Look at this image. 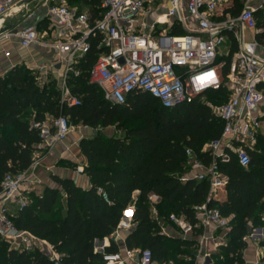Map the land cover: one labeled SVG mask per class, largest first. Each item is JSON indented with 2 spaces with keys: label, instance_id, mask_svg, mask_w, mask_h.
<instances>
[{
  "label": "trees",
  "instance_id": "1",
  "mask_svg": "<svg viewBox=\"0 0 264 264\" xmlns=\"http://www.w3.org/2000/svg\"><path fill=\"white\" fill-rule=\"evenodd\" d=\"M66 1L70 6H88L91 21L102 13L99 0ZM229 1L232 4L229 12L238 14L241 0ZM253 16L258 30L255 39L263 46L264 2ZM44 25L42 20L37 29L42 31ZM171 34L185 33L175 28ZM100 40L97 35L91 39L88 52L67 78L71 94L80 99L79 106L63 103L55 80L42 84L40 74L26 67L15 66L0 76V185L5 175H17L32 164L33 152L40 144L32 122L64 116L71 127L115 130L112 137L97 132L79 143L83 174L90 182L88 190L54 177L58 188H45L40 196L27 195L26 206L11 216L14 227L46 241L61 255L63 264H103L102 255L94 251V242L112 235L122 213L132 204V194L138 192L132 216L134 228L125 238L126 250H150L152 262L159 264L168 262L172 243L181 250L192 245L194 251L195 242L164 235L160 221L174 214L194 224V209L207 204L230 219L225 243L210 255L207 264H245L244 239L249 233V223L264 215V133L258 136L256 149L248 151L247 168L240 167L233 155L228 163L217 164L218 172L226 178L222 188L211 191L206 180L182 182L181 178L188 173L186 150L204 165L212 163L211 157L201 150L220 137L221 121L197 99L172 110L164 109L156 99L140 92L129 96L123 106L104 100L99 89L88 83L89 72L103 53L97 48ZM235 51L233 44L227 63ZM207 94V99L218 105L229 96L224 87L202 96ZM27 110L34 112L31 120L22 119ZM98 188L104 190L109 204L97 195ZM150 195L158 197L156 204L150 202ZM261 246L264 248V243ZM104 252L113 255L118 248L110 241ZM181 252L185 258L175 264H196L194 252L192 255ZM259 262L264 264V255ZM0 264L52 263L37 250H15L0 239Z\"/></svg>",
  "mask_w": 264,
  "mask_h": 264
},
{
  "label": "built area",
  "instance_id": "2",
  "mask_svg": "<svg viewBox=\"0 0 264 264\" xmlns=\"http://www.w3.org/2000/svg\"><path fill=\"white\" fill-rule=\"evenodd\" d=\"M27 1L0 0V30L7 18L26 12L35 0ZM39 1L45 9L46 27L39 31L38 23L31 21L14 33H3L0 35L2 55L8 57L9 51L1 50V43L12 40L22 49L37 46L53 50L58 57L55 64L62 71L57 88L62 102L70 107L79 106L80 99L71 94L67 78L88 52L91 39L96 35L101 38L97 48L103 53L92 66L88 83L97 87L104 100L111 104L123 106L129 96L140 92L156 99L164 109L172 110L208 91L224 87L229 93L227 101L220 105L206 104L222 123L220 137L201 150L211 157L212 163L206 166L186 150L190 172L181 181L206 180L210 190L215 191L226 184L225 176L217 170L218 163H228L233 155L240 167L247 168L248 151L264 133V45L255 39L258 30L253 13L258 8L251 7L254 0H241L242 7L236 15L229 12L232 8L229 0H99L102 13L92 21L88 9L84 12L80 6H70L66 0ZM157 1L154 9L147 7ZM25 16L33 19L35 13ZM175 28H181L185 34L172 35ZM246 32L252 33L248 41L244 36ZM228 42L235 44L236 51L229 63L218 61L220 49ZM230 52L231 46L227 58ZM55 64L47 68L54 69ZM74 75L77 72L74 71ZM40 80L46 83L47 75L42 73ZM31 127L38 133L40 145L48 150L64 141L71 130L64 116L32 122ZM75 171L83 174L82 168ZM25 182V172L7 174L1 182L0 239L8 242L12 249L37 250L52 264H63L61 255L46 241L19 231L13 225L6 206L14 202L19 211L26 206L22 189ZM97 195L109 204L103 189L98 188ZM149 200L156 204L159 199L150 195ZM133 210L129 206L122 213L113 235L132 229ZM152 213L155 214L154 209ZM194 213V224L182 215L172 214L168 218L184 239L200 228L212 226L225 232L229 229V218L223 217L217 209L208 208L207 204L196 207ZM98 250L103 264H127L128 261L152 264L150 250H125L123 255H107L102 246L94 251L98 253ZM208 256L200 254L197 264H207Z\"/></svg>",
  "mask_w": 264,
  "mask_h": 264
},
{
  "label": "crops",
  "instance_id": "3",
  "mask_svg": "<svg viewBox=\"0 0 264 264\" xmlns=\"http://www.w3.org/2000/svg\"><path fill=\"white\" fill-rule=\"evenodd\" d=\"M263 2L264 0H256L255 1V4L257 5L256 7L257 8L262 7ZM34 19L35 17L33 19H28L29 20L28 23H30L31 21L33 23ZM41 21L42 19H38L36 24ZM9 26H13L12 29L9 30L11 32L15 31L16 29L20 30L22 28L17 23H12ZM251 35H252L251 32L248 33L246 32L244 34L245 39L247 41L250 40ZM227 44H226L227 47L231 46L232 48L233 44H230L229 42ZM1 50L9 51V56L5 57L0 53V76H4L11 68L15 66L24 65L26 68L31 69L37 72L38 74H40V76L42 73H45L47 75V82L50 80L49 76L52 75L53 76L52 79L58 83L62 71L61 69H59V65L55 64L57 63L58 57L53 52V50L39 48L37 46H33L29 49H22L18 45V42L15 40L2 42ZM49 52L53 54L52 58L49 57L50 55ZM52 63L55 64V68L54 69L47 68V66ZM38 68H43V70L42 71L38 70ZM49 118L50 117H47L46 119ZM99 130L100 129H92L82 125H77L71 127V130L68 136L66 137V139L55 145L52 149L48 150L42 147L40 144L36 145L35 151L33 152L32 155V164L27 170L24 171L26 182L22 186V189L24 190L23 194L26 197L27 195L30 194L40 196L45 188H50V189L58 188V185L54 181V177L61 180H70L73 182V184L76 187L82 190H88L90 188V182L88 177H86L84 174H78L75 171L77 168L83 169V163H84L83 157L79 153V143L82 139H88L94 137L97 132H102V134L106 135L107 137H112L115 135V130L114 128L111 127L106 128L104 130H100V131ZM187 170L189 174L190 169L188 166H187ZM138 195H139L138 192H134L132 194V204L130 206H132L133 208H134V203L138 198ZM6 207L9 211L10 216L12 217L15 216L19 211L18 206L14 202L8 203ZM133 228L134 225L132 229ZM250 228H253V230L251 231ZM132 229L126 232L122 231L117 236L112 234L109 238H106L102 241L95 240L94 250L101 246L104 247L105 249L106 247L109 246L110 241H112L117 246L118 253L123 255L124 251L126 250L125 247L126 235L127 233L131 232ZM163 234L170 237L173 234V231H168V233L166 232ZM226 234L227 232L223 230L215 229L212 226L194 230L192 234V241L195 242V247L197 248V252H198L196 258L200 254L202 255L204 253L210 255L214 254L217 250V248L214 247L215 243L219 245H223L226 241L225 240ZM180 236L181 238H183L182 235ZM244 241L247 243V248L243 252L244 262L245 264H255L264 255V248L261 246L264 243V215L261 216L257 222L249 223V233L246 237V240ZM98 253L100 254L99 250ZM127 264H138V262L128 261ZM258 264H263V263L258 262Z\"/></svg>",
  "mask_w": 264,
  "mask_h": 264
},
{
  "label": "rangeland",
  "instance_id": "4",
  "mask_svg": "<svg viewBox=\"0 0 264 264\" xmlns=\"http://www.w3.org/2000/svg\"><path fill=\"white\" fill-rule=\"evenodd\" d=\"M255 1L256 0H254V1L251 2V7H256L257 6L255 4ZM40 3H41V1L35 0L32 3H30V5H29V7H28V9H27L26 12H23V13H20L18 15H14V16H11L10 18H7L5 20L4 27H8L12 23H17L18 25H20V27H23L24 25H26L29 22L28 18L25 15L28 14V13H31V12L32 13H35V19L33 20V23H36L38 21V19H44L45 20V9L42 8V6L40 5ZM158 3H159V1H157L156 3H154L152 5H147V7L148 8L150 7L152 9H154ZM78 5L80 6V8L82 9V11H84V12L87 9H89V7L86 6V5H84V4H78ZM45 25H47V20H45ZM16 31H17V29L15 31H12V32L14 33ZM49 54H50L49 57L52 58L53 57V54L50 53V52H49ZM227 54H228V47L225 45V46H223L220 49V54H219L220 56L218 58V61H225V60H227ZM21 67H25V66L24 65H21ZM49 77H50V80H51L53 76L51 75ZM55 85H56V87H58L57 82H56ZM208 95L209 94H207L205 96H202V97H197L196 99L200 103H205V104L210 103L212 105H218V104H213L214 102H212V101H209L207 99V96ZM263 112H264V108H263ZM33 115H34V112L32 110H27L23 114L22 119H27L28 118L29 120H31L33 118ZM253 149H256V145L253 147ZM26 199H27V197H26ZM229 221H230V219H229ZM160 225H161L162 233H166V232L168 233V231H173V234L170 236V238H172L174 240L179 239V240H187V241H191L192 242V236L189 239H183V238H181V236H180L181 234L176 229V227L169 221V219L164 220V221L161 220L160 221ZM250 230L252 231L253 228H250ZM214 233H216V232H214ZM170 246H171V249H172L173 252H172L171 255H169L168 262L166 264H175V262L177 260L184 259L185 257L181 254L182 253L181 251H186L187 254H189V255H192L193 252L195 253L196 256L198 255L197 248H194V251H193L192 245L189 246V247H187V248H184L182 250L176 248L175 243H172ZM209 257H210V254L208 256V260H209ZM152 264H159V263L153 261ZM196 264H197V262H196Z\"/></svg>",
  "mask_w": 264,
  "mask_h": 264
},
{
  "label": "water",
  "instance_id": "5",
  "mask_svg": "<svg viewBox=\"0 0 264 264\" xmlns=\"http://www.w3.org/2000/svg\"><path fill=\"white\" fill-rule=\"evenodd\" d=\"M33 0H28L27 3L32 2ZM13 26H8V27H4L3 29L0 30V35H2L3 33L9 31L10 29H12Z\"/></svg>",
  "mask_w": 264,
  "mask_h": 264
}]
</instances>
